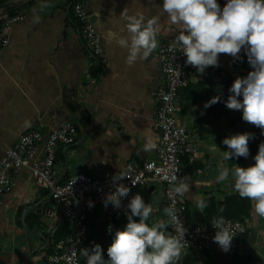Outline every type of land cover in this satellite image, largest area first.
I'll use <instances>...</instances> for the list:
<instances>
[{
	"label": "crops",
	"instance_id": "1",
	"mask_svg": "<svg viewBox=\"0 0 264 264\" xmlns=\"http://www.w3.org/2000/svg\"><path fill=\"white\" fill-rule=\"evenodd\" d=\"M0 1L8 7L29 0ZM44 2L33 0L25 7L23 19L12 25L9 43L0 52V160L6 147L12 146L22 134L34 130L47 134L64 121L76 125L77 137L74 144L58 147L54 170L60 183L77 173L97 178L107 171L124 169L129 162L141 164L152 159L154 151H145L143 145L145 128L150 127L159 134L154 120L156 105L152 99L159 74L156 52L179 31L178 26L167 24L166 14H162L160 8L163 0H86L107 60L100 72L77 32L72 14L74 0H49L53 6L41 11L40 5ZM123 10L130 15L142 12L146 18L160 16L163 28L157 36L158 48L131 67L125 63L126 50L108 39L110 32L127 35L121 16ZM35 17H39L38 23L34 22ZM2 18L0 15V20ZM169 29L171 33L165 35ZM233 59L229 55H219L220 71L208 80L217 84L227 77L236 78L240 71L233 68ZM198 78L203 84V74L197 72L176 100L179 123L192 134L198 146L196 159L188 170L190 191L182 196L187 217L192 222H200L203 217L202 211L197 209L196 194L210 193L207 203L213 208L216 200L237 193L231 175L221 183L215 180L222 151H227V146L220 141L216 143L218 158L213 152L208 155V145L217 135L223 139L228 131L237 132V123L241 122L237 118H242L240 111L228 109L226 117L213 118L222 119L219 124L204 122L202 118L212 117L198 114L202 104L196 105L182 94L192 88L194 82H199ZM191 103L199 117L197 122L204 129L202 134L196 129L197 122L190 129L182 122L183 113L192 112ZM248 125L251 124H245ZM221 129L223 134L218 133ZM200 156H207V160L201 161ZM204 163L213 166L210 169L212 179L205 174L198 183L191 176L199 172ZM194 164H199V168L192 172ZM13 181L12 190L0 203V264H47L51 244L44 238L51 223L47 211L54 208V223L59 226L64 222L62 209L52 201L48 190L34 184L28 169L15 173ZM137 193L153 207L148 221L150 226L154 221L167 219L163 214L166 205L160 183L149 182ZM126 213L130 214V210ZM212 218L216 220L221 216L215 212ZM244 218L246 223H243L236 253L225 256L215 251H190L184 264H264V220H257L251 201ZM124 227L121 224L111 228L116 231ZM85 248L87 244L82 249Z\"/></svg>",
	"mask_w": 264,
	"mask_h": 264
},
{
	"label": "clouds",
	"instance_id": "2",
	"mask_svg": "<svg viewBox=\"0 0 264 264\" xmlns=\"http://www.w3.org/2000/svg\"><path fill=\"white\" fill-rule=\"evenodd\" d=\"M52 6L49 0H45L40 10ZM160 8L162 14H166L167 24L176 25L179 29L169 51L179 46L186 57L185 63L196 68L199 74L202 75L209 66L218 67L219 55L225 54L239 60L241 51H244L252 70L246 76L234 79L225 106L229 110L240 111L242 120L259 128L264 135V0H226L222 8L217 0H163ZM121 16L127 35L110 32L108 39L126 50L125 63L131 67L138 60L147 59L158 48L157 36L163 31L161 17L146 18L142 12L130 15L126 10L121 12ZM34 22L38 23L39 17H35ZM170 33L169 29L164 34ZM218 102L220 97L214 96L204 107ZM144 135V150H156L159 141L156 132L148 127ZM254 138V134L244 132L222 140L228 150L222 151L223 158L215 180L221 183L231 175L235 191L240 198L251 201L253 213L259 221L264 220V142L258 145L253 157L254 164L247 167L236 165L232 169L224 165L233 158L247 159L248 144ZM125 178L130 179L128 174L121 171L112 177L115 190L106 196L105 206L121 207V199L130 192L129 187L119 183ZM165 179L176 195L186 196L189 193L187 177L181 178L174 173ZM136 183L132 181L133 186ZM207 206L203 198L197 202L199 211ZM127 208L130 209V214L126 213L127 224L123 230L115 231L114 239L107 248V259L102 248L94 245L91 249H82L85 264H178L186 243V229L179 220L175 206L165 207L163 214L167 219L154 221L151 226L148 221L153 207L145 203L139 194L132 196ZM133 217H138V221ZM172 225H179L178 235L168 232ZM212 225L216 229L213 241L222 251H229L236 233L224 225L222 217L214 220ZM108 230L111 231V226Z\"/></svg>",
	"mask_w": 264,
	"mask_h": 264
},
{
	"label": "built area",
	"instance_id": "3",
	"mask_svg": "<svg viewBox=\"0 0 264 264\" xmlns=\"http://www.w3.org/2000/svg\"><path fill=\"white\" fill-rule=\"evenodd\" d=\"M223 0H217L219 4ZM72 14L76 22L79 36L96 67H105L107 60L101 42V35L91 21L86 8V0L73 2ZM24 15L16 14L0 24V52L8 45V33L12 25L23 19ZM166 40L156 52L159 68L158 83L152 91V99L156 105L154 120L158 129V146L154 157L141 164L127 163L124 169L111 170L100 177L93 178L84 173L70 176L64 183L58 181L54 170L58 147L74 144L77 137V127L70 121L61 122L49 133L31 131L22 134L16 143L6 147L0 160V203L1 198L13 188V175L19 170H29L34 184L48 190L55 205L62 209L64 222L67 226L65 238L59 240L52 251L46 256L47 264H81V251L88 241V226L90 215L97 213L105 222H111L115 216L128 212L127 208L132 196L138 194L139 188L149 182H157L163 188V202L166 207L175 206L179 220L186 229L184 249L180 264L190 251L211 252L220 255H231L240 247L239 236L243 231V223L238 220L223 219L224 225L236 235L231 242L230 250L224 252L213 241L216 229L204 223L192 222L187 217V207L182 196L171 191L172 185L165 177L176 174L178 177H188L189 167L193 164L198 153V146L192 134L184 128L177 118V96L187 86L197 73L196 68L185 63L186 57L180 52L179 46L169 51V46L175 40V34ZM219 59V58H218ZM212 67V66H209ZM176 169H179L176 172ZM129 175L119 183L130 188L127 197L121 199V207L114 208L111 204L105 206L106 196L115 190L112 177L117 172ZM75 180V182H74ZM137 182L135 186L132 181ZM74 182V183H73ZM91 205V206H90ZM54 208L47 211L51 223L48 225L44 238L50 243L59 226L54 223ZM179 225H172L168 232L178 235ZM219 230V229H217Z\"/></svg>",
	"mask_w": 264,
	"mask_h": 264
},
{
	"label": "trees",
	"instance_id": "4",
	"mask_svg": "<svg viewBox=\"0 0 264 264\" xmlns=\"http://www.w3.org/2000/svg\"><path fill=\"white\" fill-rule=\"evenodd\" d=\"M32 1L33 0H29L26 3L23 2V3L12 4L11 6H8V7L3 6L4 5L3 1L2 2L0 1V6H2L3 8V12L0 13V15L3 16V18L0 20V24L4 20L10 17H13L16 14H23V10L25 9V7H27L28 4H30ZM75 1L77 0H74V2ZM225 3H226V0H223L219 3L221 8L224 6ZM233 68L238 69L240 71L238 75L239 77L246 76L247 73L252 70L250 65L247 62V56L243 50L240 53L239 60L233 59ZM98 71L100 72L99 69ZM219 71H220L219 66L218 67H207L203 73V84L207 87L209 100L214 96H219L220 102L212 104L210 107H207V108L204 107L205 104H202L198 107V114L210 116L214 119L226 117L228 115V109L225 106V101L227 100V97L231 94L229 92V88L235 79V77L234 78L227 77L225 80L217 84L208 80V78L211 75H214ZM237 120L243 123L242 118L238 117ZM196 129L200 134H202L204 131V129L201 127L200 123L198 122L196 123ZM246 132L254 134V137H255L254 139L250 140L248 144L249 156L247 159L240 157V158H233L230 161L224 162V165L229 167L230 169L234 168L236 165L241 166V167H247V166L254 164L253 157L258 151V145L261 142H264V135L261 134V130L259 128L253 125H249L248 130ZM239 133H244V132H239ZM231 135H234V133L230 134V136ZM227 137H229L228 134H227ZM198 168H199V164H194L191 167V171L194 172ZM209 196H210V193L196 194L195 200L196 202H198L201 198H203L207 202V200L210 199ZM249 203H250V200L240 198L238 193L224 197L221 201L216 200V202L213 204V208L210 206H207V208H205L204 210H202V212H200L203 214V217L198 223H204L210 226L211 223L214 221L212 217L215 212H219V215L223 219L238 220V221H241L242 223H246L244 216L249 209ZM221 209H223L222 212L220 211ZM138 219H139L138 217L135 218L136 221ZM86 224L88 226V241L86 243L88 245L87 249H91L94 245H99L103 250L104 258L107 259V248L112 243V240L114 239V235H115V230H113L112 228H111V231L108 230L109 226L111 227L120 226L121 224L126 226L127 216L126 214H119L115 216L113 221L105 222L99 218L97 213H93L90 215ZM66 232H67V226L65 222H61L59 224V228L57 232L54 235L53 242L50 244L48 253H51L52 246H54L59 240L65 238ZM240 241L241 239H239V242ZM81 264H85V258L83 257V255L81 259Z\"/></svg>",
	"mask_w": 264,
	"mask_h": 264
},
{
	"label": "rangeland",
	"instance_id": "5",
	"mask_svg": "<svg viewBox=\"0 0 264 264\" xmlns=\"http://www.w3.org/2000/svg\"><path fill=\"white\" fill-rule=\"evenodd\" d=\"M199 80L200 79L198 78V81ZM214 81H215V79H214ZM182 94L187 99L192 100L193 103H195L196 105L203 104V102L205 104L206 102L209 101L207 87L204 86L202 83H200V81L197 82V83L194 82L193 85H192V88H190L187 92H182ZM192 105H193L192 112H190V111L184 112L183 113L184 118L182 119V122H184L185 123V126L188 127L189 129H190V127L192 125H194L195 122H197L199 120V117H198V115L196 113L195 106H194V104H192ZM231 111L234 112V110H230V112ZM202 119H204V122H207V120H209V122H208L209 124H210V122H215L216 124H219L222 121V119L217 121V120H214L213 118H208V119L202 118ZM237 124H238L239 130H237V132L236 131L233 132V130L232 131H228L225 135H223V139L227 137V134H228V136H230V134H232V133L237 134L239 132H246L248 130V126L249 125L246 127L245 126L246 123L238 122ZM218 133L219 134H223L224 132L221 129V130L218 131ZM220 137H219V135H217V137H214V138H212L210 140V143L208 145L210 151H209V154L208 155H211L210 152H213V155L214 156L220 158V156L218 155V152H216V149L214 147L218 141L222 142L223 139H220ZM200 160L201 161L207 160V156H204V157H201L200 156ZM211 168H213L212 165H210L209 163H207V164L204 163L202 165L201 170L199 172H197L195 175L191 176L192 179L195 180V181H197L198 183L199 182L201 183L203 177L205 176V174H207V176H208L209 179H212L211 170H210Z\"/></svg>",
	"mask_w": 264,
	"mask_h": 264
}]
</instances>
